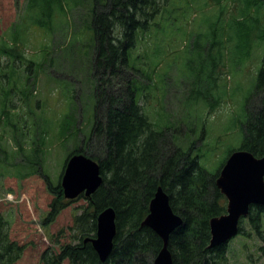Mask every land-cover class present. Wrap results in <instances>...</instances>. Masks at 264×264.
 I'll list each match as a JSON object with an SVG mask.
<instances>
[{
    "label": "rangeland",
    "instance_id": "obj_1",
    "mask_svg": "<svg viewBox=\"0 0 264 264\" xmlns=\"http://www.w3.org/2000/svg\"><path fill=\"white\" fill-rule=\"evenodd\" d=\"M31 1L0 0V38L19 47L24 58L35 62L29 70L26 61L16 60L18 67L13 69V60L6 57L5 63L0 58V77L7 84V90L0 92V115L6 110V117L18 128L17 131L2 117L0 254L4 251L12 257L10 264H72L68 258L61 263L55 261L67 245H77L84 237L96 235L91 219L94 208L84 195L61 200V211H53L50 204L59 195L57 187L71 151L86 146L95 120L96 89L92 79L95 44L91 46L92 33L88 29L92 19L88 8H93L94 1L91 0V5L90 0L52 1V9L59 12L53 19L52 31L45 21L44 8L36 5L31 12L27 10ZM188 1L192 0L161 2L160 11H165L166 6L167 12L157 19L165 25L159 41L163 59L159 60L157 70L167 73L166 82L156 77L157 88L146 89L140 103L154 128L164 127L166 148L170 141L184 148L194 145L193 153L199 157L200 165L217 174L227 155L241 142V126L235 118L239 119L244 100L254 88L264 57V12H251L245 28L235 21L225 27L222 53L227 56L226 66H220L218 72L222 86L232 95L211 109L200 100L194 102L186 79L193 75L191 68L197 70L198 52L205 41L199 40L196 47L190 35L202 31L206 17L217 14L219 5L211 0H198L189 3L191 10L185 12L183 7ZM232 5L233 0H228L227 15L237 11ZM30 15L36 18L35 23L29 20ZM246 27L250 31L248 40ZM16 33L23 38L16 41ZM141 46L140 52L149 55L155 47L145 43ZM135 54L133 50L132 56ZM234 60L242 65L236 68ZM9 89H12L10 98L3 100ZM248 105L253 110L261 105V100L253 97ZM262 214L260 230L244 220L242 231L227 243L224 257L215 258L214 264H264ZM54 216L55 219L47 220ZM5 259L0 255V264H8Z\"/></svg>",
    "mask_w": 264,
    "mask_h": 264
},
{
    "label": "trees",
    "instance_id": "obj_2",
    "mask_svg": "<svg viewBox=\"0 0 264 264\" xmlns=\"http://www.w3.org/2000/svg\"><path fill=\"white\" fill-rule=\"evenodd\" d=\"M52 1L55 0H32L27 5L29 12L36 5L44 8L43 15L51 31L54 17L59 16V12L52 9ZM93 1V8H88L92 16L88 29L92 33L91 46L95 44L92 60V79L96 89L95 120L86 146L78 147L71 151L70 155L84 152L100 163L104 181L100 188L87 198L89 205L94 208L91 218L94 220L92 230L97 229L98 213L108 206H113L117 214V235L114 238L113 250L106 261L99 258L91 242H84L82 239L77 245H67L63 248L59 260L55 263H61L63 259L68 258L72 264H153L163 241L152 228L143 225V220L148 214L149 203L157 187L162 185L170 195L172 208L184 221L172 232L169 239L174 264H214L215 258L224 257L227 246L224 244L215 249L208 247L211 237L210 219L225 212V196L216 184L219 173H211L200 165L199 157L193 153L194 145L184 148L176 144L177 142L170 141L169 147L166 148L164 127L162 130H156L140 103L143 98L141 94L144 95L146 89L157 88L159 81L166 82L167 73L162 74L157 70L159 60L163 59L159 41L164 36L162 29L165 26L157 19L164 17L163 13L167 12V7L165 6V11H160L162 0ZM211 1H221L224 4L219 5V13L205 20V28L202 29V26L200 29L202 31L190 35L195 46L199 45V40L205 41L198 52V68L196 71V68H191L193 75L186 81L191 87L189 92L194 102L200 100L214 109L225 97L232 95H228L226 86H222L219 80L221 74L218 68L226 62L222 53L223 32L234 21L243 23L245 28L244 23L251 16V12H264V0H233L231 8L236 7L237 11H230L229 15L226 11L228 0ZM30 19L35 23L36 18L33 15L29 16ZM245 36L247 40L250 37L247 27ZM20 37L23 38L22 34L16 33L14 38L18 41ZM141 43L155 46L150 55L140 52ZM133 50L136 51L135 56H132ZM23 56L19 47L10 46L5 39L0 40V58L5 60L8 57L13 60V69L18 67L16 60L26 61L28 69L32 70L30 68L35 62ZM4 62L6 63V60ZM233 65L237 67L242 63L234 60ZM15 74L14 71L12 75L15 77ZM6 85V80L1 76L0 92L7 90ZM11 91L12 89H9L8 96L3 94V100L10 98ZM253 97L260 98L261 105L250 110L248 104ZM6 114L5 110L4 114L0 115V121ZM239 115L238 121L235 118V122L241 126L242 136L238 149H246L256 156H262L264 57L254 88L246 96ZM8 118L6 117L7 123H12L13 128L18 131L17 124ZM1 139L2 136L0 141ZM19 147L22 151L21 144ZM3 150L4 148L0 147V153ZM57 190L59 195L50 204L53 211H61L63 204L60 201L65 198L60 184ZM251 212V225L260 230L264 207L256 206ZM86 215L84 213L85 218ZM55 218L56 216L47 220ZM1 221L0 218V224ZM1 233L3 234L2 231ZM0 255L6 257L8 264L13 261L4 251Z\"/></svg>",
    "mask_w": 264,
    "mask_h": 264
},
{
    "label": "water",
    "instance_id": "obj_3",
    "mask_svg": "<svg viewBox=\"0 0 264 264\" xmlns=\"http://www.w3.org/2000/svg\"><path fill=\"white\" fill-rule=\"evenodd\" d=\"M100 165L83 153L71 156L62 178L66 198L75 199L81 193L93 194L102 184ZM218 188L227 197V213L210 220L211 239L209 248H215L234 237L239 231V221L249 212L251 204L264 206V155L256 157L248 150L233 151L216 180ZM116 209L108 206L99 212L95 237H88L102 261H106L114 247L117 235ZM181 215L174 212L170 195L158 186L149 204V213L143 225L152 228L163 240L154 264H174L169 249L171 233L183 224Z\"/></svg>",
    "mask_w": 264,
    "mask_h": 264
}]
</instances>
